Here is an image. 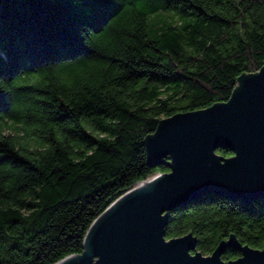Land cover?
Returning <instances> with one entry per match:
<instances>
[{
  "label": "trees",
  "instance_id": "16d2710c",
  "mask_svg": "<svg viewBox=\"0 0 264 264\" xmlns=\"http://www.w3.org/2000/svg\"><path fill=\"white\" fill-rule=\"evenodd\" d=\"M116 2L0 0V264L81 254L112 202L169 172L143 145L160 120L227 102L264 66V0ZM189 233L203 256L231 235L262 250L264 199L169 213L165 238Z\"/></svg>",
  "mask_w": 264,
  "mask_h": 264
},
{
  "label": "water",
  "instance_id": "95a60500",
  "mask_svg": "<svg viewBox=\"0 0 264 264\" xmlns=\"http://www.w3.org/2000/svg\"><path fill=\"white\" fill-rule=\"evenodd\" d=\"M143 145L147 165L168 173L139 182L91 224L83 251L56 264H264V249L235 236L207 256L189 233L167 240L169 213L208 195L249 204L264 199V66L243 74L227 102L160 120ZM229 150L228 158L219 156ZM240 257L225 262L223 252Z\"/></svg>",
  "mask_w": 264,
  "mask_h": 264
},
{
  "label": "snow or ice",
  "instance_id": "6c2138e0",
  "mask_svg": "<svg viewBox=\"0 0 264 264\" xmlns=\"http://www.w3.org/2000/svg\"><path fill=\"white\" fill-rule=\"evenodd\" d=\"M90 4L103 12L105 10H119L116 0H89Z\"/></svg>",
  "mask_w": 264,
  "mask_h": 264
}]
</instances>
